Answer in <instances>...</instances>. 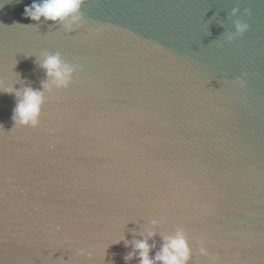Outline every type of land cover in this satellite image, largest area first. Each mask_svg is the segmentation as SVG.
Segmentation results:
<instances>
[{
    "label": "water",
    "instance_id": "obj_1",
    "mask_svg": "<svg viewBox=\"0 0 264 264\" xmlns=\"http://www.w3.org/2000/svg\"><path fill=\"white\" fill-rule=\"evenodd\" d=\"M32 3L0 0V80L76 71L35 128L0 93V264H139L154 218L150 257L183 228L189 264H264V0H83L72 32Z\"/></svg>",
    "mask_w": 264,
    "mask_h": 264
},
{
    "label": "clouds",
    "instance_id": "obj_2",
    "mask_svg": "<svg viewBox=\"0 0 264 264\" xmlns=\"http://www.w3.org/2000/svg\"><path fill=\"white\" fill-rule=\"evenodd\" d=\"M82 3L83 0H33L30 6H25L24 16L35 22L41 21L43 17L45 21L58 23L65 31L72 32L83 23ZM238 12L239 8L235 7L231 10L230 15L235 17ZM244 15H248L247 9L244 10ZM248 28L247 23L236 19L234 21L235 31L226 34L225 39L231 41L247 31ZM38 63L44 70L46 77L45 80L41 81L39 89L24 86L18 78L14 83H20V88L14 87L13 83L5 85L4 81L0 80V93L15 97V107L11 117L14 126L37 127L47 97L52 95L54 91L66 89L71 84L76 71V66L62 59L58 52H42ZM239 82L243 83V81ZM159 224L160 220L155 218L149 221L151 227L147 230V238L134 240L132 242L133 251L125 257V260L135 257L139 260V264H189L192 259V247L183 228H176L172 232L161 234L162 244L159 250L154 256H149L155 245H150L148 240L157 234L153 228ZM125 243L127 244V242ZM198 252L202 257H210L208 249L203 244L199 247ZM77 254L91 257L93 252L81 248ZM212 260L213 264H216L215 258Z\"/></svg>",
    "mask_w": 264,
    "mask_h": 264
}]
</instances>
